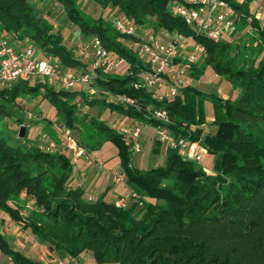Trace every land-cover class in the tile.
<instances>
[{"label":"trees","instance_id":"obj_1","mask_svg":"<svg viewBox=\"0 0 264 264\" xmlns=\"http://www.w3.org/2000/svg\"><path fill=\"white\" fill-rule=\"evenodd\" d=\"M53 1L83 36H99L106 48L129 62L126 76L103 74L95 85L116 96L132 97L139 107L89 101L86 92L55 90L45 78L34 83L33 78L20 79L0 87V210L59 256L66 254L79 260L82 254L91 252L96 264H264V59L249 70L237 68L230 43L196 33L172 12L176 0H92L106 10L118 9L135 23L148 26L151 33L164 31L193 39L206 49L207 56L201 61L219 76L227 77L235 89H241L240 96L231 100L216 93L207 95L190 85L181 88V95L175 99L159 101L145 87H136L147 67L121 39H136L134 36L105 27L102 20L90 24L78 0ZM224 1L238 15L235 25L251 19L250 23L260 30L264 47L262 22L251 12L256 0ZM0 31L13 34L23 44L32 40L43 52L58 56L66 69L80 73L90 69V64L65 44L62 35L54 32L53 24L35 12L29 0H0ZM198 63L190 66L193 80L205 74ZM27 95L43 96L72 130L81 129L83 123L77 121V104L73 102L83 95L89 104L102 102L132 121L164 127L175 138L198 141L214 155L218 174H206L170 147L163 165L143 171L135 166L132 144L125 135L105 122L84 121L95 126L98 139L91 141L90 135L85 138L81 134L80 144L93 152L105 141L113 143L128 186L157 201L146 203L140 216L134 213L137 204L117 207L106 200L105 193L90 202L84 197L83 187L69 185L72 166L66 153L46 151L37 142L23 143L28 133L27 129L26 137H19L21 126L26 125L23 119L18 118L17 142L3 136L2 122L14 117L16 108L23 105L19 99ZM197 97L214 103L215 133L192 130L191 125L204 121L195 102ZM147 107L165 110L169 121L154 118ZM167 180L174 183L166 184ZM0 251L13 264H42L14 249L1 230Z\"/></svg>","mask_w":264,"mask_h":264},{"label":"rangeland","instance_id":"obj_2","mask_svg":"<svg viewBox=\"0 0 264 264\" xmlns=\"http://www.w3.org/2000/svg\"><path fill=\"white\" fill-rule=\"evenodd\" d=\"M239 2L243 0H237ZM31 6L37 12L38 14L46 17L49 22L53 24L54 32L57 34L62 35L63 41L65 44L70 47L75 53L79 56V59L84 60V54L86 52H90L91 48H87V45L90 44L93 41V38L95 35L90 34L83 36L81 34V31L78 26L72 24L70 21H68L66 17V13L62 7L55 4L53 0H29ZM78 7L81 11V13L84 15L85 19L90 24H99L102 20V23L105 27H111L114 29V18L120 15V11L118 9H113L112 11L106 10L100 6H98L95 2L92 0H78ZM263 7H264V0H256L251 4V12L256 15H263ZM258 18V17H257ZM259 19V18H258ZM262 24L261 27L264 29V20L259 19ZM251 19H248L245 23L240 22L235 25L234 30L225 36L223 40L230 43L231 45V57L233 59H236L237 61V68L241 70H249L255 65L259 66V63L262 59H264V47L261 44V41L259 40L260 37V30H258L255 26H253L250 23ZM148 29V26H144L139 30L140 36L145 35L146 31ZM164 32V31H162ZM123 39V43L125 46H127L128 49H130L133 53H135V50L137 48L135 44L134 39H127L125 37H121ZM29 46H33L37 48L38 50H41L36 44L29 40L27 42ZM193 44L192 40H186L182 44V50H187L191 45ZM84 49V50H83ZM185 51H182L181 56L183 57ZM136 54V53H135ZM198 68L200 70H204L205 74L202 75V77L199 80H193V85L198 88L201 92L206 93L207 95L216 93L219 96H222L223 99H231L234 100L238 96H240L241 89H235L232 85V83L227 79V77L219 76L215 73V71L208 65H206L205 61H201L197 64ZM129 73V69L126 65H124L121 69L117 70L110 76H116V77H124ZM28 80H31L29 78H25ZM24 79V80H25ZM42 80L45 79L39 76H35L31 81L34 83L33 80ZM48 82V80H47ZM48 85L50 87H53L55 90H59L57 86H53L48 82ZM9 84L7 85V87ZM1 88H5L6 85L0 84ZM84 92H86L88 96L89 101L94 100H106L108 102L124 105L123 103H120L117 99V96L109 91L103 90L100 86L97 87V93L95 95H90L88 90L84 87H81ZM20 102H23V105L20 107H17L15 110V115L13 118L7 117L1 125V129L3 131V136L15 139L14 141H18V127L21 123L20 119H23L26 122V125L28 127V133L25 144L28 145H35L36 142V133H37V126L34 123V120L37 119V121H41L44 119V115H47L46 113L47 108H42L41 104L44 100H46L43 96H31L27 95L25 98H20ZM77 104V121L81 124V129H71V136L74 140L81 143L82 138L81 134L84 135L86 138V135H90L91 141H96L98 139V134L96 133V130L94 129L95 126H90L84 124V121H90L95 123V121H99V123H106L108 126L112 127L115 130H119L122 125H124L126 122L129 123V119L125 116H122L118 114L117 112H112L107 105L103 104L102 102L99 103H92L89 104L86 98H84L83 95H78L77 98L73 101ZM195 102L198 103L199 109L203 112L204 115V121L202 124L199 125H191L192 130L203 128H208L209 130L212 127H215V119L217 117L216 109L214 103L210 99L205 98H195ZM45 107L52 108V104H50L48 101L45 103ZM125 106V105H124ZM212 110L213 114V121L207 120V111ZM43 110V111H42ZM57 110V109H56ZM28 113L34 114L36 118H30L28 116ZM200 118L203 120L202 116ZM57 121L55 122L54 128L57 127V131L59 134L64 136V129H69L66 127V124L64 123L63 119L58 115L57 111ZM33 121V122H32ZM42 123H45V126L51 125L50 122H48V119H44ZM97 123V122H96ZM130 124V123H129ZM65 125V126H64ZM143 126V130L141 133V136L139 137L138 141L141 144V152L134 153L133 155V162L135 166H137L139 169L143 171H149L153 168L159 167L160 165H163L166 161V155L168 146L160 141V139L157 136L156 130L152 126H146L144 124H140ZM82 130V132L80 131ZM202 130V129H201ZM39 131V130H38ZM58 134V133H57ZM58 134V135H59ZM41 138L43 137L44 133H40ZM35 136V138H34ZM39 136V135H38ZM46 137H50V135H45ZM50 139V138H49ZM67 138H65L66 141ZM128 139V137H127ZM51 140V139H50ZM68 140V139H67ZM22 142V140H20ZM55 142V141H53ZM109 141H105L100 146V149ZM38 143V142H37ZM56 143V142H55ZM131 143V141L129 142ZM39 144V143H38ZM57 144V143H56ZM69 144V141L66 142V145ZM109 150L106 152L104 149L100 152L101 160H107L105 161V165L102 171H100V164L102 162L96 163L94 165H91L90 172H93L95 175H98L101 179H99L101 182L99 183L100 186H96L95 190L99 189L101 187L102 182L105 183L111 180L112 186L109 190V193L112 191H116L117 184L121 182V180L116 179V172L123 173L124 179H126L125 172L122 168L121 158L118 155V148L111 142H109ZM70 146H73L72 142L69 144V149L65 153L68 155V157L71 160V166L72 171H75V174L79 171V162L82 160L79 158H74L73 150ZM104 148V147H103ZM99 150V149H98ZM206 150V149H205ZM55 151L59 152L58 146ZM204 154V159L202 162H195V166L198 169H203L204 172L211 176H217V171L214 168V161L215 157L213 154L208 153ZM103 153V154H102ZM99 172V173H98ZM72 176V175H71ZM105 177V178H104ZM71 181V177L69 180V184ZM89 183V182H88ZM87 183V185H88ZM166 184H173V180H167L165 182ZM126 185H119L118 190L124 191L126 189ZM86 188V187H85ZM84 188V189H85ZM115 188V190H114ZM130 188V187H129ZM88 190H85L84 197L87 198L90 192H87ZM133 192L130 188V191ZM135 193V196L131 197L128 202V206H131L132 204H137L134 210L135 214H138L139 216L142 215L143 211L142 208L144 205L148 202L150 203H156V200L151 199L150 197L146 195H141L140 193ZM124 196V195H123ZM0 230L5 234L10 242V244L13 246L14 249L22 252L27 257L34 259L36 261H39L42 264H58V259H67L69 258L68 255L63 254L59 256L57 253L53 252L49 245L47 243H42L38 241V239L33 236L31 233L23 231L22 227L17 224L16 222L12 221L7 215L0 212ZM0 264H13L8 257L0 258ZM78 264H96L93 254L91 252H86L82 254L80 259L78 260Z\"/></svg>","mask_w":264,"mask_h":264},{"label":"built area","instance_id":"obj_3","mask_svg":"<svg viewBox=\"0 0 264 264\" xmlns=\"http://www.w3.org/2000/svg\"><path fill=\"white\" fill-rule=\"evenodd\" d=\"M172 12L184 19L196 33L205 35L213 40H222L235 28L238 17L235 9L230 3L224 0H176L171 5ZM264 20L263 15H257ZM114 27L122 35L134 36L137 46L135 53L145 63L147 69L140 74V83L136 87H145L152 92L159 101L173 100L181 95V88L193 85V78L190 74V66L203 60L206 56V49L203 45L193 41V44L186 50H182L186 38L179 34L166 32V37L151 33L148 29L145 35H138L139 30L144 26L135 23L124 15L114 18ZM90 52L84 54V59L90 64V69L84 73L66 69L61 59L53 54L38 50L28 44H23L13 34L0 31V84L7 85L20 79H32L39 76L60 88L59 90H76L84 87L90 95L97 93L95 82L101 75L113 74L124 65L130 68L129 62L114 50H109L99 36H94L93 41L87 45ZM182 51H185L183 57ZM181 58L183 61H175ZM120 103L125 106L139 107L137 101L127 95L117 96ZM147 112L154 118L169 121L168 113L162 109L147 107ZM30 118H36L34 114L28 113ZM118 130L119 133L128 137L132 144L134 153L141 152V144L138 141L143 126L139 122L129 119ZM27 126V125H26ZM160 141L168 147L178 149L186 160L202 162L205 150L200 142L186 138H175L172 132L164 127L155 128ZM64 136L72 142L74 158L89 156V152L78 141L71 136V129H64ZM68 144V147H69ZM39 147L49 152L57 149V144L43 135ZM101 171L104 164H100ZM117 180H123L121 172L115 174ZM135 196L134 192L118 197L113 202L117 207L128 206L129 199ZM99 197L89 194L88 201H96ZM58 264H78V259L69 257L58 259Z\"/></svg>","mask_w":264,"mask_h":264},{"label":"crops","instance_id":"obj_4","mask_svg":"<svg viewBox=\"0 0 264 264\" xmlns=\"http://www.w3.org/2000/svg\"><path fill=\"white\" fill-rule=\"evenodd\" d=\"M159 35H161L163 37H166L167 34H166V32H161ZM84 61L88 62L85 59H84ZM74 91H80L81 92L83 90H82V88L79 87V88H77ZM46 101L47 100L43 101V103L41 104V107L42 108H47L48 112L46 113L47 115H44V119H48V122H50L51 125L49 124L48 127L45 126L44 125L45 123H42L44 121V119L39 121V122L37 121V119L34 120V123H36L35 125L37 126L36 128L39 130V131L37 130V133L35 135L36 136L35 142H38V143L40 142V139H41L40 133H44V135H50L49 138L52 141H55L57 143L59 152L65 153V151L67 152L68 149H69L68 145H66V142H68V141L67 140L65 141V136H62L61 134H59V132L57 131V127L54 128L55 122L57 121V118H58L57 110H56V108L54 106H52V108L45 107L46 106L45 105ZM213 119H214V117H213V114H212V110H210V108H209V110L207 111V120L208 121L209 120L213 121ZM200 129H202L204 133H215L216 130H217V126L212 127L209 130H207L208 128H203V127H201ZM35 136H34V138H35ZM108 144H109V142L106 143L103 146L104 148L102 147L99 150H96V151H93V152H89V156L88 157H86V156L80 157V159L82 161L79 162V166L80 167L77 170V171H79V173L77 172V174H75V171L74 170L72 171L71 181H70L69 185H71L72 187H75V188L76 187H83V188L86 187L85 190H88L87 192H90L91 194L96 195L97 197H99L100 195L105 193L106 194V200L109 201V202H113L118 197H121L123 195H126V193H129L128 191H130V188H129L128 184H127V180H121V182H119L117 184L116 191H114V192L112 191L111 193H109V190H110V188L112 186V183L110 182V180H111V177H110V180L108 182L105 183L103 181L102 184H101V187L99 189L95 190V188L100 186L99 185V183L101 182L99 180V179H101L99 177L100 173L98 172L99 174L95 175L93 172H90V168L92 167L91 165L99 163L100 161L105 165V161H107V160H104V159L101 160L100 159V157H101L100 152L103 149H104V151L107 152L109 150V148H108L109 145ZM206 153L207 152H205V154ZM87 183H88V185H87ZM119 185H126L127 187H126V189L124 191H120V190H118V186ZM114 190H115V188H114ZM0 212H2V211L0 210ZM2 213L5 214L4 212H2ZM4 257H6V256L0 251V258L4 259Z\"/></svg>","mask_w":264,"mask_h":264},{"label":"water","instance_id":"obj_5","mask_svg":"<svg viewBox=\"0 0 264 264\" xmlns=\"http://www.w3.org/2000/svg\"><path fill=\"white\" fill-rule=\"evenodd\" d=\"M27 129H28V127L26 125L21 126L20 132H19V137L20 138L23 139V138L26 137Z\"/></svg>","mask_w":264,"mask_h":264}]
</instances>
